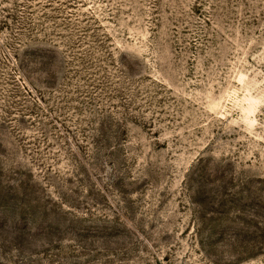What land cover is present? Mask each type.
Listing matches in <instances>:
<instances>
[{
  "label": "rangeland",
  "instance_id": "1",
  "mask_svg": "<svg viewBox=\"0 0 264 264\" xmlns=\"http://www.w3.org/2000/svg\"><path fill=\"white\" fill-rule=\"evenodd\" d=\"M0 264H264V0H0Z\"/></svg>",
  "mask_w": 264,
  "mask_h": 264
}]
</instances>
